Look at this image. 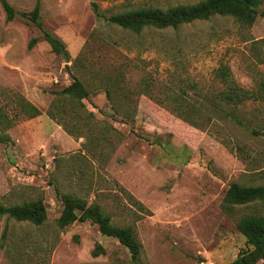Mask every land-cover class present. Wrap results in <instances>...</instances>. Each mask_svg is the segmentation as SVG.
<instances>
[{
	"label": "rangeland",
	"instance_id": "rangeland-1",
	"mask_svg": "<svg viewBox=\"0 0 264 264\" xmlns=\"http://www.w3.org/2000/svg\"><path fill=\"white\" fill-rule=\"evenodd\" d=\"M7 1L18 18L8 23L0 3V202L42 199L47 220L0 216V264H133L91 222L60 228L65 195L97 201L114 225L132 227L140 264H229L249 250L238 222L264 215L262 203L231 207L225 197L232 183L264 185V98L221 103L215 74L225 66L243 89H264V0L251 26L215 15L138 35L106 18L203 0ZM38 3L61 55L21 17ZM74 78L88 98L59 94ZM18 96L41 115L18 117ZM181 97L195 125L173 113Z\"/></svg>",
	"mask_w": 264,
	"mask_h": 264
},
{
	"label": "trees",
	"instance_id": "trees-1",
	"mask_svg": "<svg viewBox=\"0 0 264 264\" xmlns=\"http://www.w3.org/2000/svg\"><path fill=\"white\" fill-rule=\"evenodd\" d=\"M0 3L8 23L18 18V12L7 0H0ZM260 4V0H203L197 4L179 5L168 9L158 7L139 8L112 14L106 20L114 26L137 35L150 28L158 30L178 29L184 24L209 20L215 15L230 16L244 25L251 26L259 16L258 8ZM95 12L97 16H102L96 7ZM21 17L32 23L43 33L45 42L54 54L61 55L65 52L64 44L44 29L40 21L41 6L39 3L30 12L21 14ZM36 43L37 39H33L29 44V49H32ZM215 76L226 87L216 96V99L221 103L239 107L247 101L264 98V89L260 93H251L243 89L237 84L230 70L225 66H221L216 71ZM59 94L68 95L72 98L76 97L77 99L89 97L88 90L77 78H74L73 84ZM185 100L183 97L174 100L177 107L173 113L178 119L195 125L191 116L194 115L196 110L186 104ZM17 106L19 108L18 117L33 119L41 115V111L35 105L21 96L17 98ZM227 114L237 121L233 112H227ZM253 133L256 136L260 135L258 132ZM6 141V138L0 136V143ZM62 200L64 209L58 220L60 228L64 229L76 222H91L98 226L102 235L115 238L121 245L126 247L131 254L133 264H140L142 244L132 227L114 225L107 209L97 201L88 205L86 200L73 195H65ZM225 202L231 207L260 202L264 208V185L252 187L232 183L227 191ZM0 216H6L17 222H29L41 226L47 220V210L42 199L11 207H6L0 202ZM238 229L245 236L249 250L240 254L236 260L229 264H257L260 259H264V215L244 216L238 222Z\"/></svg>",
	"mask_w": 264,
	"mask_h": 264
}]
</instances>
